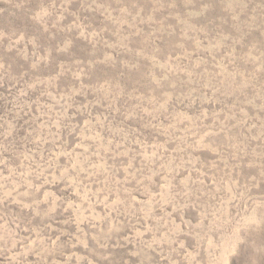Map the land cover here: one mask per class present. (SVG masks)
I'll return each mask as SVG.
<instances>
[{
	"label": "rangeland",
	"instance_id": "374dc122",
	"mask_svg": "<svg viewBox=\"0 0 264 264\" xmlns=\"http://www.w3.org/2000/svg\"><path fill=\"white\" fill-rule=\"evenodd\" d=\"M0 264H264V0H0Z\"/></svg>",
	"mask_w": 264,
	"mask_h": 264
}]
</instances>
